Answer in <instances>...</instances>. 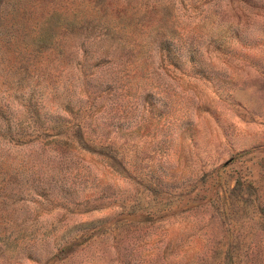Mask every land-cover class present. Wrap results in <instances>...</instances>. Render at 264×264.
<instances>
[{"label": "rangeland", "instance_id": "1", "mask_svg": "<svg viewBox=\"0 0 264 264\" xmlns=\"http://www.w3.org/2000/svg\"><path fill=\"white\" fill-rule=\"evenodd\" d=\"M0 264H264V0H0Z\"/></svg>", "mask_w": 264, "mask_h": 264}]
</instances>
